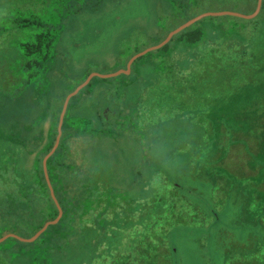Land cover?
<instances>
[{
  "label": "rangeland",
  "instance_id": "1",
  "mask_svg": "<svg viewBox=\"0 0 264 264\" xmlns=\"http://www.w3.org/2000/svg\"><path fill=\"white\" fill-rule=\"evenodd\" d=\"M0 1L12 3L10 7L0 8L2 22H28L25 17H31L36 22H64L62 36L52 50L53 64H46L43 71L29 80L22 66L13 72L14 78L5 74L9 66L4 54L1 75L5 80L0 85V124L6 130H12L15 122L34 125L35 120L40 128V121L44 118L53 120L64 97L83 84L92 73L106 75L125 70L131 54L157 45L166 31L179 23L205 12L226 11L223 10L224 0H183L185 2L174 4L172 0ZM239 1L244 4L238 8L243 12L250 11L254 2ZM234 12L251 15L255 11L251 14ZM259 13L251 18L236 17L250 20ZM162 23H165L163 27L160 26ZM143 69L151 71L148 65ZM134 70L133 67L130 73L104 79H93L97 77L94 76L81 92L72 97H75L71 103L74 109L72 115L84 119V125L89 120L97 124L99 114L104 109L108 110L112 141L105 135L92 132V136L81 135V139L76 140V147H72L74 152L58 151L54 158L63 163L64 178H77L81 168L91 169L93 177L100 183L127 195L129 216L139 209L143 215L151 212L153 217L148 223L153 228L152 234L155 233V242L165 245L172 264H225V255L230 258L237 256L239 247L234 244L233 231L238 229L241 230L239 238L246 241L249 250L245 254L252 255L253 248L256 251L260 247L261 251L263 241L259 246V237L253 241L252 231L248 230H252L253 216L256 218L258 212L262 216L264 214V168L261 171L249 163L246 164L249 170L242 168L246 174L240 171V164L235 158L248 163L249 151L244 143L230 148L228 138L221 145L225 153L221 152L220 164L212 156V150L208 151L206 158V153L198 152L195 142H192L195 133L190 124L189 132L181 134L180 128L187 125L184 118L171 119L165 126L157 127L160 115L167 119L180 109L178 104L174 107L170 99L163 96V87L174 85L157 78L139 82L131 80L130 76H135ZM30 149L33 150V146ZM0 151V157L3 156L5 161L9 157L4 154L17 157L14 167L7 165L6 169L5 166L0 169V198L7 203L12 197L13 178L10 174L14 173L16 178L33 182L35 193H41L46 198L37 209L47 210L51 192L49 194L42 178L37 176L38 155L34 157L18 145L10 149L2 146ZM258 152L250 160H256L259 165L261 155ZM0 164L3 166L5 163L0 161ZM49 168L55 183V165L50 162ZM3 174L6 178L2 177ZM5 201L0 203V238L8 234L21 236L6 231L10 226L4 227L1 222L5 214L12 217ZM31 207L33 216L32 222H27L28 231L15 230L24 236L45 221V216L34 219L36 202H32ZM146 218L143 217L144 220ZM241 222L245 226L241 227ZM12 237L0 241V248L8 251L9 247L8 255L11 256L0 251V264H32L30 256L22 259L15 255ZM154 239L149 236L147 243L152 249L143 252L141 264H149L150 261L161 264L164 251L152 244ZM13 257L14 261L11 260ZM249 261L252 257L241 261V264ZM260 262L264 264V249ZM100 264L140 263L131 251H126L117 252Z\"/></svg>",
  "mask_w": 264,
  "mask_h": 264
},
{
  "label": "trees",
  "instance_id": "2",
  "mask_svg": "<svg viewBox=\"0 0 264 264\" xmlns=\"http://www.w3.org/2000/svg\"><path fill=\"white\" fill-rule=\"evenodd\" d=\"M181 1L185 2L172 0V3ZM257 2L258 0H254L251 10L243 12L238 9L240 5H244L239 0H224L223 10L251 14L255 11ZM11 5L12 3L5 4L0 1L1 9ZM24 19L28 22H2L4 19L0 17V85L5 80L1 75L2 58L5 53L6 65L9 66L8 70L4 69L5 74L13 78V72L19 66L23 67L25 74L28 73L29 80L34 74L43 71L46 64H53L52 50L62 36L64 22H36L37 20H32L31 17ZM183 23L185 22L166 31L157 44ZM164 24L160 26L163 27ZM133 55L128 57L127 62ZM146 65L151 71L143 69ZM133 67L135 76H130L131 80L139 82L142 79L157 78L161 82L174 85V87L165 85L163 96L169 98L174 107L178 104L180 109L167 119H164L163 114L160 115L157 127L165 126L171 119L184 118L187 125L180 128L181 134L189 132L190 124L195 133L192 142H195L198 152L206 153V158L209 156L208 151L212 150V156L216 157V162L220 164L221 152L225 153L221 145L228 138L230 148L232 145L235 146L234 144L246 145L251 155L247 156L241 151L248 159L258 151L261 155L259 165L256 164V160L249 159L246 163L236 157L240 171L244 172L246 164L249 163L255 169L258 167L263 171L264 0L261 12L256 18L248 20L231 15L205 17L174 35L161 48L137 58L131 68ZM93 79L104 78L97 76ZM66 96L61 102L57 116L53 120L44 118L40 121L42 123L40 128L37 127L36 120L34 125L15 122L12 130H6L0 124V149L2 146L10 149L18 145L27 149L34 157L37 154L40 164L36 173L38 178H42L48 192L50 189L44 173L43 159L56 142L60 114ZM74 99L75 97L71 98L64 117L59 146L47 161L49 178L62 207L63 216L34 242H23L12 237L11 241L16 247L15 255L22 259L30 256L32 264H100L102 260L112 258L117 252L131 251L141 264L143 252L152 249L148 246L147 240L149 236L154 239L155 235L152 234L153 228L148 223L153 217L151 212L143 215L139 209L129 216L126 194L115 187L100 183L93 177L91 169L81 168L78 170L81 172L79 177L76 175L77 178H74L75 176L64 178L61 166L63 163L54 158L58 151L74 152L72 147H76L75 142L81 139V135L92 136V132L111 135V127L104 115L100 114L101 121L98 125L92 120L84 125L82 124L84 119L73 116L69 109ZM30 146H33V150ZM4 155L9 159L5 161L2 159L3 156L0 157V161L5 163L3 166L0 164V169H4V166L6 169L7 165L14 167L17 157ZM50 162L52 166L55 165L53 176L55 183L50 175ZM2 177L6 178L4 174ZM10 178H13L11 180L13 195L8 198L7 203L4 198H0V203L5 201L4 204L9 206L12 217L5 214L1 222L4 227L10 226L6 231L24 236L15 230L28 231L27 222H32L33 216L30 209L32 202H36L37 209L46 198L41 193H35L32 181L16 178L14 173L10 174ZM17 181H20V185H16ZM48 197L47 210L38 208L34 215V219L45 216L43 223L55 219L59 214L52 196ZM144 216H147L145 220ZM43 223L24 237H32L44 226ZM152 244L160 251H164L160 263L172 264L173 260L168 259V249L165 245L157 244L155 239ZM9 249L8 247V251H3L1 247L0 251L8 255ZM14 257L11 260L14 261ZM149 264L154 263L150 261Z\"/></svg>",
  "mask_w": 264,
  "mask_h": 264
},
{
  "label": "water",
  "instance_id": "3",
  "mask_svg": "<svg viewBox=\"0 0 264 264\" xmlns=\"http://www.w3.org/2000/svg\"><path fill=\"white\" fill-rule=\"evenodd\" d=\"M262 2L263 0H258L257 2V7H256V10L253 14L251 15H245V14H242V13H238V12H234V11H230V10H226V11H217V12H205L199 16H196L190 20H188L187 22H185L184 24L180 25L179 27H177L176 29L172 30L168 36L162 41L160 42L159 44L155 45V46H151L145 50H143L142 52L134 55L128 62V65L126 67L125 70H120L118 72H115V73H111V74H106V75H101V74H98V73H92L88 78L87 80L81 84L80 86H78L73 92H71L69 95H67L65 101H64V104H63V108H62V111H61V114H60V120H59V124H58V135H57V138H56V142L53 146V148L51 149V151L45 156L44 160H43V166H44V173H45V176H46V181L48 183V186H49V189H50V192H51V195H52V198L53 200L55 201V204L57 205V208H58V211H59V214L58 216L56 217V219L52 220V221H48L44 224V226L38 230L32 237L30 238H23L21 236H18V235H15V234H8L6 235L5 237L3 238H0V241H4L6 238L10 237V236H13L23 242H34L35 240H37L45 231L46 229L52 225V224H56L62 214H63V210H62V207L56 197V194H55V191H54V187L52 185V182H51V179L49 178V173H48V169H47V161L49 159L50 156H52V154L56 151L57 147L59 146V143H60V139H61V136H62V126H63V122H64V117H65V114H66V111H67V108H68V104L71 100V98L76 95L84 86H86L90 80L94 77V76H98L100 78H110V77H115V76H118L119 74L121 73H130L131 71V66L133 64V62L139 58L140 56L142 55H145L147 54L148 52L152 51V50H156V49H159L161 48L162 46H164L165 44H167L171 38L178 34L179 32H181L182 30H184L185 28L191 26L192 24H194L195 22H197L198 20H200L201 18L205 17V16H219V15H235V16H240V17H244V18H251V17H254L256 16L261 7H262Z\"/></svg>",
  "mask_w": 264,
  "mask_h": 264
},
{
  "label": "crops",
  "instance_id": "4",
  "mask_svg": "<svg viewBox=\"0 0 264 264\" xmlns=\"http://www.w3.org/2000/svg\"><path fill=\"white\" fill-rule=\"evenodd\" d=\"M129 60H128V62H129ZM128 62H127V65H128ZM131 71H132V68H131ZM73 110L74 109L71 107V113L73 112ZM104 110L105 111L104 112L102 111L100 114L101 115H104L105 118H106V120L109 121L111 116L108 113V110L107 109H104ZM100 114L98 116L99 120H98V123L96 125H98L100 123V121H101L100 120ZM95 135H98V134H95ZM102 135H105V134H102ZM83 136L84 137H90V136H88L86 134L83 135ZM105 136H107V138L108 139H111V141H112V137H110L108 135H105ZM16 185H20V181H17L16 182ZM109 185H111V184H109ZM242 223L243 222L239 223L241 225V227L242 226H245V224H242ZM251 228H252V230H248V231H252L251 232V236L253 238V241H255V239L257 237H259V239H260L259 240V246H260V241H263V243H264V215L262 216V214L260 212H258L257 215H256V218L253 216V223L251 224ZM245 229H248V228H245ZM239 231H241V230L238 229V230H234L233 231V232H235V234H234V244L239 247L238 250H237V256L230 258L229 256L225 255L224 256V259H223V261H225V264H238V263L241 264V261L246 260L248 257H252V261H249L247 264H262L260 262V254H261V251H263L264 248H261V251H260V247L257 248L256 251H254V248H253V250H252L253 254L252 255L245 254L249 250H248V247L246 245V241L239 238V234H238ZM262 232H263V234H262ZM220 254H221V252H220ZM241 256H243V257H241ZM228 259H230V260H228Z\"/></svg>",
  "mask_w": 264,
  "mask_h": 264
}]
</instances>
